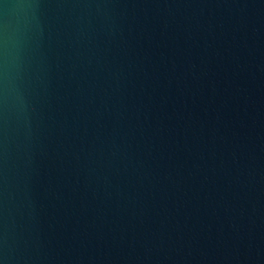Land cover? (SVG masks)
<instances>
[{
    "label": "water",
    "instance_id": "water-1",
    "mask_svg": "<svg viewBox=\"0 0 264 264\" xmlns=\"http://www.w3.org/2000/svg\"><path fill=\"white\" fill-rule=\"evenodd\" d=\"M0 264H264V0H0Z\"/></svg>",
    "mask_w": 264,
    "mask_h": 264
}]
</instances>
